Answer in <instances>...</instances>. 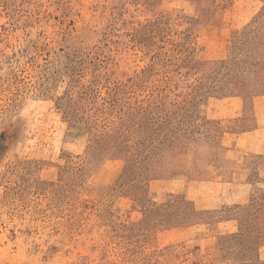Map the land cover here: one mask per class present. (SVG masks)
Listing matches in <instances>:
<instances>
[{
    "label": "rangeland",
    "instance_id": "rangeland-1",
    "mask_svg": "<svg viewBox=\"0 0 264 264\" xmlns=\"http://www.w3.org/2000/svg\"><path fill=\"white\" fill-rule=\"evenodd\" d=\"M256 128L264 0H0V264H264Z\"/></svg>",
    "mask_w": 264,
    "mask_h": 264
},
{
    "label": "crops",
    "instance_id": "crops-1",
    "mask_svg": "<svg viewBox=\"0 0 264 264\" xmlns=\"http://www.w3.org/2000/svg\"><path fill=\"white\" fill-rule=\"evenodd\" d=\"M264 128L243 132L234 139L236 148L246 152L264 154Z\"/></svg>",
    "mask_w": 264,
    "mask_h": 264
}]
</instances>
